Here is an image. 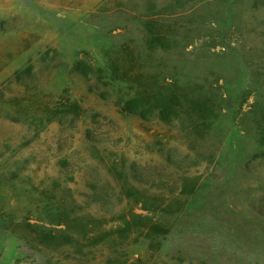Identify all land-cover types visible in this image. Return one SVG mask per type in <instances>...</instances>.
<instances>
[{"label": "rangeland", "instance_id": "1", "mask_svg": "<svg viewBox=\"0 0 264 264\" xmlns=\"http://www.w3.org/2000/svg\"><path fill=\"white\" fill-rule=\"evenodd\" d=\"M263 2L0 0V264H264Z\"/></svg>", "mask_w": 264, "mask_h": 264}, {"label": "trees", "instance_id": "2", "mask_svg": "<svg viewBox=\"0 0 264 264\" xmlns=\"http://www.w3.org/2000/svg\"><path fill=\"white\" fill-rule=\"evenodd\" d=\"M81 71H83V70H81ZM83 72L85 73V71H83ZM138 102H140V100L136 99V98L125 101L124 105H123V109L125 110L126 113H129L132 115H137V116L145 119L147 117V112L145 110H143V108H141V107H143V105H141V104L139 105ZM70 109L74 110V111H79V108H78V106H76V104L75 105L73 104L70 107ZM158 110H159L160 119L163 122H165L166 124L171 123L175 120V115H176L175 114V108H173V106H170L169 103L163 102L162 104H160V107ZM27 226L30 228L39 229L40 231H38L37 234H38V236H41L43 239H45V240H51L52 239L51 232L50 231L46 232V229L44 227L38 226V225H32V224H27ZM162 226H163L162 224H159L156 227L160 228Z\"/></svg>", "mask_w": 264, "mask_h": 264}]
</instances>
